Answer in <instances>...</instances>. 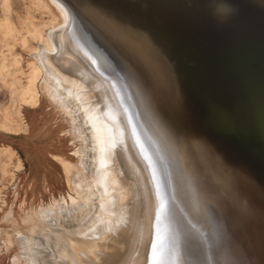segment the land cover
<instances>
[{"label":"water","instance_id":"1","mask_svg":"<svg viewBox=\"0 0 264 264\" xmlns=\"http://www.w3.org/2000/svg\"><path fill=\"white\" fill-rule=\"evenodd\" d=\"M57 1L83 67L127 103L124 155L164 221L156 259L264 264V0H227L223 18L212 0Z\"/></svg>","mask_w":264,"mask_h":264},{"label":"rangeland","instance_id":"2","mask_svg":"<svg viewBox=\"0 0 264 264\" xmlns=\"http://www.w3.org/2000/svg\"><path fill=\"white\" fill-rule=\"evenodd\" d=\"M13 11L15 21L38 29L57 19L29 0H13ZM29 28L22 30L27 46L0 29V55L8 61L0 63V264H100L97 223L106 189L99 77L75 58L36 61L39 106L19 108L36 45ZM17 124L21 129L8 130ZM54 156L82 167L70 184Z\"/></svg>","mask_w":264,"mask_h":264},{"label":"bare ground","instance_id":"3","mask_svg":"<svg viewBox=\"0 0 264 264\" xmlns=\"http://www.w3.org/2000/svg\"><path fill=\"white\" fill-rule=\"evenodd\" d=\"M29 1L30 5L37 9L42 7L52 11L55 16L57 15V19L52 22L49 21V25L40 29L29 23L30 21L17 19V21L19 20L17 23L14 20L13 0H0V29L3 36L7 39L10 38L12 42L20 41L23 46H27V37L23 36L22 30L27 26H32L33 28H29L27 31L36 40L35 47L30 50L32 62L30 71L26 76L27 81L24 85L20 84V90H18V99L21 102L19 108L26 105L39 106L40 96L43 92L39 85L41 69L36 61L75 58L81 62L83 60L80 59L82 56L78 47L89 58L93 57L77 33L74 32L72 37H69L66 30L69 16L61 3L57 0ZM69 39L75 44L70 43L68 44L70 46H67L66 41L69 42ZM1 54L0 63H8L7 56L3 52ZM14 61L19 62L17 59ZM115 89L116 84L113 80L102 81L99 78L106 189V205H102L104 209H101V216L97 223V232L104 239V259L100 264H162V260L156 259L160 246L158 249L154 248L156 243L152 242L151 244V241L158 239L160 242L164 239L161 229L164 227V221L160 224L157 221L159 205L156 204L157 199L154 196L153 184L151 183V188L155 199L146 206L144 205L145 198H143V189L146 190L145 183L141 187L138 178L128 166L123 146L127 142L126 134L129 132L124 122V115H122L127 103L122 100L121 96L116 98L112 96V99L107 97V92L113 93ZM135 104L139 109L137 99ZM18 116L20 117L19 111ZM17 126L19 127L14 128L8 125V130L17 131L21 129L19 124ZM115 157L119 161H116ZM54 158L61 165L66 183L70 184L71 180L77 177L82 167L78 162L76 163V161L66 157L54 156ZM165 237L166 241L171 240L169 236V238L167 235ZM150 245L153 247L149 249ZM153 248L156 250L151 251Z\"/></svg>","mask_w":264,"mask_h":264},{"label":"clouds","instance_id":"4","mask_svg":"<svg viewBox=\"0 0 264 264\" xmlns=\"http://www.w3.org/2000/svg\"><path fill=\"white\" fill-rule=\"evenodd\" d=\"M213 2V11L218 17H225L231 11L230 5L227 3V0H212Z\"/></svg>","mask_w":264,"mask_h":264},{"label":"snow or ice","instance_id":"5","mask_svg":"<svg viewBox=\"0 0 264 264\" xmlns=\"http://www.w3.org/2000/svg\"><path fill=\"white\" fill-rule=\"evenodd\" d=\"M163 207V205H161V208Z\"/></svg>","mask_w":264,"mask_h":264}]
</instances>
